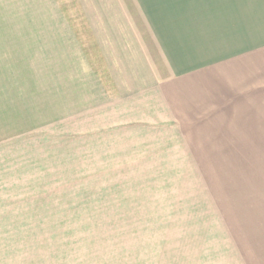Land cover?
Wrapping results in <instances>:
<instances>
[{
	"label": "rangeland",
	"instance_id": "rangeland-1",
	"mask_svg": "<svg viewBox=\"0 0 264 264\" xmlns=\"http://www.w3.org/2000/svg\"><path fill=\"white\" fill-rule=\"evenodd\" d=\"M121 3L138 23L135 0ZM99 4L113 21L110 0H0V92L11 104L0 106V130L3 123L10 132L22 131V125L39 122L35 114L50 116L44 96L57 91L43 54L50 49H44L45 31L53 34L49 24H81L82 14L98 11ZM18 47L19 60L12 53ZM36 49L45 61L34 70ZM5 51L14 61L7 62ZM263 68L257 70L262 76ZM34 72L45 77L34 80ZM249 99L238 108L243 111L199 128L138 126L121 139L60 140L57 127L41 131V138L55 140L0 145V264H147L151 241L177 239L185 223L192 224L185 233L198 223L215 224L230 206L226 202L241 204L248 186H264V96ZM161 202L206 207L153 208ZM179 211H196L201 219L171 214ZM138 244H147L146 250H135Z\"/></svg>",
	"mask_w": 264,
	"mask_h": 264
},
{
	"label": "crops",
	"instance_id": "crops-1",
	"mask_svg": "<svg viewBox=\"0 0 264 264\" xmlns=\"http://www.w3.org/2000/svg\"><path fill=\"white\" fill-rule=\"evenodd\" d=\"M110 1L117 12L113 21L99 4V14L88 10L81 24H49L53 34L45 31L43 45L50 49L43 54L49 56V80L57 91L44 96L50 116L35 114L33 121L39 122L22 125V131L10 132V125L2 123L0 145L55 140L41 138V131L57 127L63 131L60 140L121 139L138 126L199 128L243 111L238 108L249 97L264 96L258 87L264 84V68L263 76L257 71L264 66V0H135L138 23L121 0ZM12 50L19 60L20 47ZM43 54L34 51V70L45 61ZM3 57L14 61L6 51ZM76 65L81 75L75 74ZM43 77L44 72L37 77L34 72V80ZM1 93V108L11 107L9 95ZM20 114L11 116V126ZM248 187L242 191L248 200L226 202L230 206L215 224L198 223L185 233L192 225L185 223L177 239L151 241L147 264H264V186ZM209 203L223 208L220 202ZM160 204L164 206L153 208L206 207L198 202ZM171 214L201 219L196 211Z\"/></svg>",
	"mask_w": 264,
	"mask_h": 264
}]
</instances>
